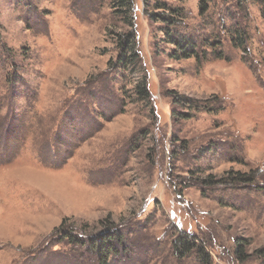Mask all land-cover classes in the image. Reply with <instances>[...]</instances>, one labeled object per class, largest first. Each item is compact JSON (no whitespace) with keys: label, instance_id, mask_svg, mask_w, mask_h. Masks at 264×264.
<instances>
[{"label":"rangeland","instance_id":"374dc122","mask_svg":"<svg viewBox=\"0 0 264 264\" xmlns=\"http://www.w3.org/2000/svg\"><path fill=\"white\" fill-rule=\"evenodd\" d=\"M0 264H264V1L0 0Z\"/></svg>","mask_w":264,"mask_h":264},{"label":"trees","instance_id":"16d2710c","mask_svg":"<svg viewBox=\"0 0 264 264\" xmlns=\"http://www.w3.org/2000/svg\"><path fill=\"white\" fill-rule=\"evenodd\" d=\"M177 1H182V0H177ZM121 5H123V4H121ZM157 8H164V9H168L170 11L169 14H164L163 17H160V15H158V14L154 15L157 20L164 22V23H167L168 26L176 24V23H180V24L182 23L183 18H182V12L180 9L169 8V5L167 2L166 3L161 2L160 4H158ZM165 12L167 13V11H165ZM131 39H133L131 36L128 37L126 44H125L127 47H129L130 44L132 43ZM170 42L176 48V54H175L176 58H180V57L181 58H189L192 56V54L196 53L197 42L192 38H186V37L179 38L178 37L177 40L174 38H171ZM182 101L184 102V100H182ZM186 105H188L189 108H191V109H193V107H194L192 102H189V103L187 102ZM1 156H3L4 159L6 158L5 153L1 154ZM261 169L262 168H260V167L258 168V173H259V170H261ZM248 177H247V180H248L247 182H254L255 181V180H253V175L252 176L248 175ZM235 179L238 180V178H235ZM237 180H234V181H237ZM230 181H232V180H230ZM221 183H222V180H221ZM122 241H123V234L121 232H119L118 230H115V228L113 230H111V228H110V230L102 232L101 235L98 237V239H96V240H94V242H92V248L96 249L98 257H99L98 260L100 262H106L109 259V257L113 256L114 254H116L118 252L117 246L121 245Z\"/></svg>","mask_w":264,"mask_h":264}]
</instances>
